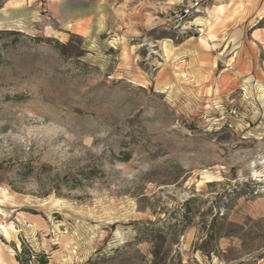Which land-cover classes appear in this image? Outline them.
<instances>
[{
	"label": "rangeland",
	"instance_id": "374dc122",
	"mask_svg": "<svg viewBox=\"0 0 264 264\" xmlns=\"http://www.w3.org/2000/svg\"><path fill=\"white\" fill-rule=\"evenodd\" d=\"M219 4L150 0L126 39L0 0V264L22 238L51 264H146L159 229L167 264H264V9Z\"/></svg>",
	"mask_w": 264,
	"mask_h": 264
},
{
	"label": "crops",
	"instance_id": "0c3cea01",
	"mask_svg": "<svg viewBox=\"0 0 264 264\" xmlns=\"http://www.w3.org/2000/svg\"><path fill=\"white\" fill-rule=\"evenodd\" d=\"M178 2L181 0H177ZM192 3L194 0H182ZM213 1V0H206ZM220 4L216 6H226L232 9H248V16L253 17L258 10L264 9V0H216ZM102 3H108L109 8L112 12L110 18H105L102 21L101 8ZM150 0H49V8L52 14L67 25H96L103 24L110 21V24L119 26L123 25L125 28L124 35L129 39L135 37L140 27L148 26L153 23V20L158 15L154 16L151 14L149 8ZM154 7L153 4H150ZM157 5V4H156ZM161 8L164 6L160 5ZM207 7V6H206ZM156 14H158L159 5L156 6ZM233 21H228L226 24L231 26L233 24L242 26L245 23L244 16L235 15ZM252 35L256 34V30H253ZM236 40H243L244 32L237 34ZM193 37H188L182 43L175 45L170 42L167 43L168 52H183V47L190 43ZM210 47H204L203 52H213V42L210 40ZM226 41L221 51L222 52H240L235 46ZM165 49V46H164Z\"/></svg>",
	"mask_w": 264,
	"mask_h": 264
},
{
	"label": "trees",
	"instance_id": "16d2710c",
	"mask_svg": "<svg viewBox=\"0 0 264 264\" xmlns=\"http://www.w3.org/2000/svg\"><path fill=\"white\" fill-rule=\"evenodd\" d=\"M129 156H127V159ZM23 171V170H22ZM29 174L31 172H28ZM22 175H27V173H22ZM149 240H151L150 236L153 235L154 240H156L154 244V248L151 252L152 260H146V264H167L168 257L171 251V241L167 243V240L170 239L168 237H174V234H169L173 232H169L165 229H159L158 231L149 232ZM170 235V236H169ZM155 236V238H154ZM15 246V258L19 264H51V254L44 250H36L30 243H28L25 239L22 238L21 245ZM85 264H92L91 261L86 262Z\"/></svg>",
	"mask_w": 264,
	"mask_h": 264
}]
</instances>
